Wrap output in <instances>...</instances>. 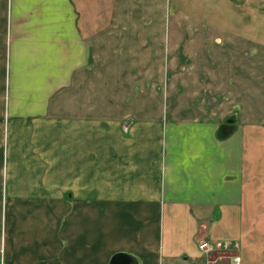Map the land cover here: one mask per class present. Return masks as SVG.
I'll return each instance as SVG.
<instances>
[{"label": "crops", "instance_id": "obj_1", "mask_svg": "<svg viewBox=\"0 0 264 264\" xmlns=\"http://www.w3.org/2000/svg\"><path fill=\"white\" fill-rule=\"evenodd\" d=\"M87 4L93 5L88 22ZM166 8V0H0V30L9 32L12 18L18 26L13 31L31 33L21 38L32 41L26 46L46 48L48 40L70 41L74 35L78 54L89 42L88 47L126 49L132 63L159 64L181 38L180 27H173L177 36L169 34ZM204 64L207 81L220 79L218 90L190 92L184 103L173 104L177 118L169 123L159 105L140 104L144 118L129 121L135 135L117 141L125 151L120 146L114 151L111 142L108 164L95 145L94 167L73 171L72 176L82 173L81 185L73 179L79 182L75 186L94 181L88 189L93 198L60 202L67 209L71 203L93 208L92 238L86 240L85 218L70 214L61 221L56 217L61 231L49 234L7 231L4 224L0 264H108L118 252L137 264H207L202 243L213 248L215 241L233 242L238 264H250L247 253L264 250V74L261 65L252 75L244 73V65L231 75L239 65L215 69L210 58ZM230 115L235 128L218 139L217 129ZM103 175L109 194H102ZM58 187L73 192L63 180ZM70 224L84 229L71 232Z\"/></svg>", "mask_w": 264, "mask_h": 264}, {"label": "rangeland", "instance_id": "obj_2", "mask_svg": "<svg viewBox=\"0 0 264 264\" xmlns=\"http://www.w3.org/2000/svg\"><path fill=\"white\" fill-rule=\"evenodd\" d=\"M166 1L169 34L177 36L173 27H180L181 38L174 51L167 49L166 62L159 64L132 63L126 49L88 47L89 42L81 47L85 53L78 54L74 35L76 39L70 37V41L48 40L51 45L46 48L26 46L32 41L21 38L31 33L13 31L18 26L12 18L11 30H0V231L5 224L7 231L49 234L61 231L56 217L61 221L70 214L85 218V229L78 231L77 225L70 224V231L84 229L86 240L92 238L93 208H72L71 203L67 209L60 200L93 198L88 189H93L94 181L78 187L73 179L81 185L82 173L72 174L94 167L99 158L95 145L109 164L110 143L114 142V151L118 146L125 151V145L117 141L135 135L130 130L132 118H144L140 104L159 105L162 120L169 123L177 118L173 104L184 103L190 92L218 90L220 79L204 78L206 58L215 69L223 63L239 65L231 69V75L242 65L250 75L261 65L264 74V0ZM107 5L103 4L104 12L109 10ZM91 6L87 4V22ZM217 37L218 42L213 40ZM135 59L142 58L135 55ZM62 82L65 89L57 87ZM67 133L69 142L63 139ZM106 176H102V194L110 193ZM62 180L73 192L58 187ZM215 243L220 249L211 251L202 243L207 264L217 259L227 263L228 255L237 258L233 242ZM247 261L264 264V250L247 253Z\"/></svg>", "mask_w": 264, "mask_h": 264}, {"label": "water", "instance_id": "obj_3", "mask_svg": "<svg viewBox=\"0 0 264 264\" xmlns=\"http://www.w3.org/2000/svg\"><path fill=\"white\" fill-rule=\"evenodd\" d=\"M235 122H236V119L234 115H230L229 117H227L219 125L217 132H216V137L218 139H224L229 134H231L235 128ZM108 264H137V263L128 254L118 252V253L113 254L110 257Z\"/></svg>", "mask_w": 264, "mask_h": 264}, {"label": "built area", "instance_id": "obj_4", "mask_svg": "<svg viewBox=\"0 0 264 264\" xmlns=\"http://www.w3.org/2000/svg\"><path fill=\"white\" fill-rule=\"evenodd\" d=\"M218 246H219V244L217 243H215V245L213 246V248H209V251H211V249L213 250H217V249H220V248H218ZM204 248V247H203ZM205 250V249H204ZM227 264H238V262H237V258L234 256V255H232V256H230V255H228V257H227Z\"/></svg>", "mask_w": 264, "mask_h": 264}]
</instances>
